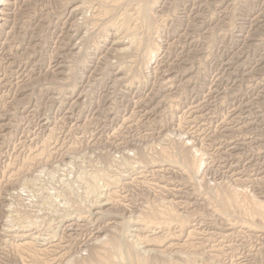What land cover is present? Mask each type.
I'll return each mask as SVG.
<instances>
[{"label":"rangeland","instance_id":"obj_1","mask_svg":"<svg viewBox=\"0 0 264 264\" xmlns=\"http://www.w3.org/2000/svg\"><path fill=\"white\" fill-rule=\"evenodd\" d=\"M106 1L0 4V264H64L74 256L71 262L104 263L95 261L97 251L114 253V263L110 258L107 264H131L125 247L118 253L111 243L95 241L106 236L137 240L141 250L173 243L167 253H176L171 258L178 264H264V230L244 226L240 208L229 215L223 210L225 215L207 200L209 192L234 189L241 201L264 200V0L158 1L150 35L160 49L147 69V44L129 49L127 31L110 26L139 23L135 13L142 0L124 6ZM77 4L81 9L72 13ZM97 12L100 19L93 18ZM126 12L134 17L123 24ZM141 28L137 35L147 36ZM187 156L197 163L196 175L193 164L192 171L183 166ZM113 178L116 185L108 184ZM97 183L104 190L99 198L92 192ZM95 199L101 200L97 209ZM153 218L161 226L140 225L138 234H164L163 247L146 246L147 238L133 233L139 226L134 222ZM183 218L188 226L180 230ZM28 222L23 228L32 229V244L15 246L21 241L17 229ZM155 251L144 255L148 264L172 263Z\"/></svg>","mask_w":264,"mask_h":264},{"label":"bare ground","instance_id":"obj_2","mask_svg":"<svg viewBox=\"0 0 264 264\" xmlns=\"http://www.w3.org/2000/svg\"><path fill=\"white\" fill-rule=\"evenodd\" d=\"M6 1L7 0H0V4H3V3H6ZM10 1V0H9ZM15 1V0H14ZM63 1V0H62ZM68 1V0H67ZM90 1H92V0H90ZM98 1V0H97ZM106 1V0H105ZM129 1L130 0H113L111 3L112 4H115L114 6H116V5H119V4H128L129 3ZM137 1V0H136ZM136 1H134V2H136ZM158 1H160V0H142V3H139V4H137V6H138V8H137V10H136V13H135V15H136V19L138 20V22L139 23H137V24H132L133 25V27H131L130 25H131V23H130V25L129 26H124V25H121V24H119V26H115V24L117 23V22H113L112 24H110V26L113 28V27H115V30H116V32L117 31H120L121 29H123L124 28V30H126L127 31V35H126V37H124L123 38V40L125 39V41L127 40V42L129 43V45H128V47H130L129 49H131V47L132 46H135V49L136 48H138V47H140L141 46V43L142 42H144V45H145V43L147 44L145 47L146 48H144V54H143V52H142V54H143V56H142V58H143V63H144V66L145 65H149V62H151V60L153 59V58H155L156 56H157V53H158V50L160 49V47H159V44H158V42H155L154 40L156 39L155 37V39L152 41L151 40V31H150V28H151V26L150 25H153L152 24V21H151V18H152V15H154V14H152V9H154L157 5V3H158ZM232 1V0H231ZM59 2V1H58ZM70 2V1H69ZM83 2V1H82ZM107 2V1H106ZM17 3V2H16ZM31 3V2H30ZM65 3V2H64ZM68 3V2H67ZM85 3V2H84ZM88 3V2H87ZM91 3V2H90ZM107 3H109V0H108V2ZM133 3V2H132ZM7 4V3H6ZM81 4V3H80ZM92 4V3H91ZM110 4V3H109ZM160 4V3H159ZM14 5H15V3H14ZM18 5V4H17ZM36 5V4H35ZM58 5H59V3H58ZM63 5V4H62ZM82 5V4H81ZM81 5H79V4H77L76 6H73L72 7V10H71V12L72 13H74V12H76L77 10H79V9H81V8H79ZM130 5V4H129ZM136 5V4H135ZM3 6V5H2ZM5 6V5H4ZM11 6V5H10ZM13 6V5H12ZM65 6V5H64ZM63 6V7H64ZM83 6V5H82ZM90 6V5H89ZM101 6V5H100ZM106 6V5H105ZM108 6V5H107ZM122 6H124V5H122ZM131 6H132V4H131ZM7 7V6H6ZM67 7V6H66ZM85 7V6H84ZM119 7V6H118ZM129 7V6H128ZM161 7V6H160ZM4 8V7H3ZM91 8V7H90ZM126 8V7H125ZM182 8V7H181ZM61 9H63V8H61ZM92 9V8H91ZM116 9V8H115ZM127 9V8H126ZM135 9H136V7H135ZM4 10V9H3ZM9 10H11V9H9ZM8 10V11H9ZM109 10V9H108ZM118 10V9H117ZM155 10V9H154ZM12 11V10H11ZM35 11V10H34ZM98 11V10H97ZM104 11H105V9H104ZM116 11V10H115ZM131 11V10H130ZM133 11H135V10H133ZM158 11V10H157ZM1 12H4V11H1ZM19 12V11H18ZM17 12V13H18ZM80 12V11H79ZM82 12V11H81ZM96 12V11H95ZM107 12V11H106ZM117 12V11H116ZM6 13V12H5ZM70 13V12H69ZM78 13V12H77ZM93 13V12H92ZM130 12H126V13H124L123 14V24L125 23V22H127L132 16L129 14ZM132 13V12H131ZM3 14V13H2ZM133 14V13H132ZM5 15V14H4ZM15 15V14H14ZM16 15H18V14H16ZM45 15V14H44ZM49 15V14H48ZM47 14H46V16H48ZM111 15V14H110ZM158 15V14H157ZM165 15V14H164ZM173 15V14H172ZM33 16V15H32ZM99 16H101V13L100 12H97V14H96V16H94L93 17V14H92V17L93 18H95V19H100L99 18ZM108 16V15H107ZM6 17V16H5ZM19 17V16H18ZM45 17V16H44ZM43 17V18H44ZM79 17H82L81 15L79 16ZM86 18H87V16H85ZM122 17V16H121ZM134 17V16H133ZM48 18V17H47ZM92 18V19H93ZM110 18H112V17H110ZM115 18H116V16H115ZM4 19V18H3ZM70 19V18H69ZM81 19H83V17L81 18ZM89 19V18H88ZM103 19V18H102ZM119 19V18H118ZM133 19V18H132ZM159 19V18H158ZM157 19V20H158ZM39 20V19H38ZM74 20H76V19H74ZM79 20V19H78ZM85 20V19H84ZM83 20V21H84ZM94 20V19H93ZM111 20V19H110ZM109 20V21H110ZM122 20V19H121ZM42 21V20H41ZM87 21V20H86ZM95 21V20H94ZM93 21V22H94ZM115 21V20H114ZM132 21V20H131ZM2 22V21H1ZM18 22V21H17ZM16 22V23H17ZM35 22V21H34ZM75 22H78L77 20L75 21ZM79 22H80V20H79ZM3 23V22H2ZM6 23H8V22H6ZM22 23V22H21ZM23 23H24V21H23ZM102 23V22H101ZM106 23V22H105ZM133 23V22H132ZM5 24V23H4ZM37 24H40V23H37ZM79 24V23H78ZM80 24H83V22H81ZM79 24V25H80ZM86 24V23H85ZM129 24V23H128ZM155 24V23H154ZM0 25H1V23H0ZM23 25V24H22ZM41 25V24H40ZM91 26L93 25V24H90ZM126 25V24H125ZM217 25V24H216ZM6 26V25H5ZM26 26V25H25ZM78 26V25H77ZM98 26V25H97ZM123 26V27H122ZM144 27V28H146V31H147V36L145 35H142V36H138V35H140V34H138L137 35V33H140L139 31L137 32V28H141V27ZM212 26H214V25H212ZM198 27V26H197ZM61 28H63V27H61ZM77 28V27H76ZM144 28H141V29H144ZM159 28V27H158ZM157 28V29H158ZM13 29V28H12ZM79 29V28H78ZM103 29V28H102ZM155 29V28H154ZM72 30H73V28H72ZM80 30V29H79ZM85 30V29H84ZM159 30V29H158ZM19 31V30H18ZM86 31V30H85ZM84 31V33L86 34V32H88V31H86L85 32ZM114 31V30H113ZM122 31V30H121ZM125 31V32H126ZM143 31V30H142ZM150 31V32H149ZM112 32V31H111ZM145 32V31H144ZM153 32V31H152ZM6 33V32H5ZM105 33V32H104ZM103 33V34H104ZM107 33V32H106ZM114 33V32H113ZM120 33V32H119ZM158 33V32H157ZM18 34V33H17ZM141 34H144V33H141ZM68 35V34H67ZM82 35V34H81ZM109 35H110V33H109ZM119 35H121V34H119ZM123 35H125V33L123 34ZM156 35V34H155ZM87 36V35H86ZM104 36V35H103ZM1 37V36H0ZM69 37V36H68ZM106 37V36H105ZM108 37H111V36H108ZM113 37V36H112ZM121 37V36H120ZM129 37V38H128ZM7 38V37H6ZM70 38V37H69ZM84 38H85V36H84ZM118 38V37H117ZM128 38V39H127ZM159 38V37H158ZM46 39V38H45ZM66 39V38H65ZM64 39V40H65ZM80 39V38H79ZM81 39H82V37H81ZM80 39V40H81ZM119 39V38H118ZM121 39V38H120ZM107 40V39H106ZM115 40H116V38H115ZM115 40H113V41H115ZM122 40V39H121ZM160 40V39H159ZM79 41V40H78ZM82 41V40H81ZM99 41V40H98ZM97 41V42H98ZM108 41H109V39H108ZM119 41V40H118ZM97 42H96V44H97ZM112 42V41H111ZM122 42V41H121ZM60 43V42H59ZM80 43V42H79ZM101 43V42H100ZM100 43H99V45H100ZM120 43V42H119ZM126 43V42H125ZM124 43V44H125ZM176 43V42H175ZM93 44H95V42L93 43ZM95 44V45H96ZM140 44V46H138ZM174 44V43H173ZM17 45V44H16ZM19 45V44H18ZM98 45V46H99ZM111 45V44H110ZM110 45H109V47H110ZM115 45V44H114ZM117 45V44H116ZM119 45V44H118ZM127 45V44H126ZM81 46V45H80ZM105 46V45H104ZM168 46H170V45H168ZM79 47V46H78ZM100 47V46H99ZM107 47V46H106ZM128 47H125V48H123V49H121L122 51H127L126 49H128ZM80 48H82V47H80ZM98 48V47H97ZM95 49V48H94ZM99 49V48H98ZM109 49V48H108ZM112 49V48H111ZM14 50V49H13ZM77 50H79V48L77 49ZM101 50V49H100ZM107 50V49H106ZM164 50V49H163ZM12 51V50H11ZM81 51V50H80ZM108 51V50H107ZM114 51V50H113ZM113 51H111V52H113ZM120 51V50H119ZM124 51V52H125ZM129 51V50H128ZM139 51H141V49L139 50ZM26 52V51H25ZM97 52H98V50H97ZM100 52V51H99ZM117 52V51H116ZM131 52V51H130ZM134 52H136V51H134ZM161 52V51H160ZM159 52V53H160ZM240 52V51H239ZM81 53V55H82V52H79V54ZM85 53H87V52H85ZM95 53V52H94ZM115 53V52H114ZM114 53H113V55H114ZM122 53V52H121ZM6 54H8V53H6ZM64 54V53H63ZM97 54V53H96ZM106 54H107V52H106ZM124 54V53H123ZM133 54V53H132ZM135 54V53H134ZM137 54V53H136ZM80 55V56H81ZM127 55H128V53H127ZM131 55V54H130ZM138 55V54H137ZM87 56V55H86ZM103 56V55H102ZM132 56H134V55H132ZM70 57V56H69ZM107 57H108V55H107ZM124 57V56H123ZM131 57V56H130ZM138 57V56H137ZM71 58V57H70ZM80 58V57H79ZM87 58V57H86ZM94 58H95V56H94ZM105 58V57H104ZM129 58V57H128ZM133 58V57H132ZM52 59V58H51ZM113 59V58H112ZM119 59H121V58H119ZM140 59V58H139ZM7 60V59H6ZM86 60V59H85ZM130 60V59H129ZM154 60V59H153ZM81 63H80V67H83L84 69H85V67H84V65H85V61L84 60H81L80 61ZM79 63V62H78ZM116 63V62H115ZM36 64V63H35ZM110 64V63H109ZM2 66V65H1ZM78 66V65H77ZM76 66V67H77ZM111 66V65H110ZM141 66V65H140ZM143 66V67H144ZM150 66V65H149ZM56 67V66H55ZM71 67V66H70ZM142 67V66H141ZM73 68V67H72ZM121 68V67H120ZM145 68L147 69L148 68V66L146 67L145 66ZM75 68H73V70H74ZM2 70H3V68H2ZM1 70V71H2ZM54 70V69H53ZM71 70V69H70ZM70 71V73L71 72H74V71ZM140 70V69H139ZM122 71V70H121ZM45 72V71H44ZM96 72V71H95ZM55 73V72H54ZM67 73H69V71L67 70ZM69 73V74H70ZM19 74V73H18ZM140 74V73H139ZM89 76V75H88ZM134 76V75H133ZM143 76V75H142ZM122 77V76H121ZM141 77V76H140ZM188 78V77H187ZM66 79H67V76H66ZM134 79V78H133ZM141 79V78H140ZM143 79V78H142ZM145 79V78H144ZM59 81H61V80H59ZM2 82V81H1ZM4 82H6V81H4ZM30 82V81H29ZM61 82H63V80L61 81ZM132 82H133V80H132ZM60 83V82H59ZM130 83V82H129ZM139 83V82H138ZM131 84V83H130ZM127 91V90H126ZM149 101V100H148ZM9 110V109H8ZM129 120H130V118H129ZM13 123V122H12ZM143 125V124H142ZM114 136V135H113ZM179 136V135H178ZM112 137V136H111ZM170 138V137H169ZM159 139V138H158ZM171 139V138H170ZM181 139V138H180ZM49 140V139H48ZM160 143V142H159ZM184 143V142H183ZM179 144V143H178ZM177 144V145H178ZM159 145V144H158ZM174 145V144H173ZM184 145V144H183ZM169 146V145H168ZM59 147V146H58ZM156 148H157V146H155ZM180 147V146H179ZM159 148V147H158ZM193 148V147H192ZM195 149V148H194ZM42 150H43V148H42ZM119 150V149H118ZM162 152V154L163 155H166L167 156V158L169 157V158H171V160H172V156H170V155H168L167 154V152H165L166 150H161ZM122 152V151H121ZM40 153V152H39ZM142 153V152H141ZM67 155V154H66ZM40 156V155H39ZM128 156V155H127ZM138 156V155H137ZM152 156V155H151ZM175 156V155H174ZM186 156V155H185ZM41 157V156H40ZM154 157V156H153ZM194 157V156H193ZM216 157V156H215ZM37 158V157H36ZM64 158V157H63ZM107 158V157H106ZM145 158V157H144ZM160 158V157H159ZM165 158V157H164ZM184 158V157H183ZM151 159V158H150ZM149 159V160H150ZM156 159V158H155ZM166 159V158H165ZM174 159V158H173ZM193 160H194V158H192ZM192 159H190V158H188V156L187 157H185L182 161V163H183V166L184 167H187L188 169H190L191 167H192V164L193 163H195L194 161H193V163H192ZM211 159V158H210ZM145 160H148V159H145ZM157 160V159H156ZM169 160V159H168ZM171 160H169V161H171ZM175 160V159H174ZM173 160V161H174ZM34 161V160H33ZM125 161V160H124ZM143 161V160H142ZM152 161V160H151ZM165 161V160H164ZM173 161H171V162H173ZM200 161V160H199ZM28 162V161H27ZM139 162V161H138ZM150 162V161H149ZM176 163H178L177 161H175ZM205 162V161H204ZM146 163V162H145ZM144 163V164H145ZM152 163V162H151ZM181 163V164H182ZM68 164V163H67ZM180 164V165H181ZM197 164V163H196ZM195 164V165H196ZM27 165V164H26ZM46 165V164H45ZM71 165V164H70ZM194 165V164H193ZM195 165L193 166L194 168H195ZM199 165H201V164H199ZM198 165V166H199ZM126 166V165H125ZM127 166H128V163H127ZM197 166V165H196ZM8 167H9V165H8ZM134 166H132V168H133ZM54 168V167H53ZM74 168V167H73ZM129 168H130V166H129ZM187 168H185V169H187ZM193 168V170L194 171H196L195 172V175L198 173V171H200L199 170V168H198V170H197V168H195L194 169ZM66 169V168H65ZM71 170V169H70ZM83 170V169H82ZM19 171H20V169H19ZM22 171V170H21ZM59 171V170H58ZM190 171H192V168H191V170ZM15 172V171H14ZM90 173V172H89ZM122 174V173H121ZM86 175H87V173H86ZM96 175L97 174H95L94 176V179H97L96 178ZM101 175V174H100ZM194 175V176H195ZM12 176V175H11ZM20 176V175H19ZM52 176V175H51ZM89 176H90V174H89ZM91 176H92V174H91ZM112 176H114V175H112ZM119 176V175H118ZM117 176V177H118ZM129 176V175H128ZM83 177V176H82ZM93 177V176H92ZM116 177V176H115ZM116 177V178H117ZM122 177V176H121ZM86 178V177H85ZM84 177L82 178V179H85ZM89 178V177H88ZM88 178L86 179V180H88ZM99 178V177H98ZM107 178V177H106ZM109 178V177H108ZM192 178H194V177H192ZM13 179V178H12ZM104 179V178H103ZM126 179H128V178H126ZM85 180V181H86ZM109 180V179H108ZM108 180H107V183H108ZM112 181H110L108 184H112V183H117L118 181L115 179V178H113V179H111ZM118 180H120V179H118ZM244 180V179H243ZM25 181V180H24ZM32 181V180H31ZM82 181V180H81ZM84 181V180H83ZM82 181V182H83ZM84 181V182H85ZM89 181V180H88ZM94 180H92V182H93ZM97 181V180H96ZM99 181V180H98ZM196 181V180H195ZM124 182V181H123ZM216 182V181H215ZM91 182L89 181V184H90ZM106 183V184H107ZM119 183H121V181H119ZM195 183V182H194ZM15 184V183H14ZM23 184V183H22ZM26 184V183H25ZM29 184V183H28ZM84 184V183H83ZM87 184V183H86ZM113 184V185H114ZM91 185V184H90ZM95 185V184H94ZM104 185V184H103ZM103 185H102V188H103ZM116 185V184H115ZM198 185V184H197ZM196 185V186H197ZM89 186V185H88ZM92 186V185H91ZM91 186H89L88 188H90ZM106 185H104V187H105ZM109 186V185H108ZM136 186V185H135ZM221 186V185H220ZM225 186V185H224ZM85 187H87V186H85ZM233 187V186H232ZM106 188V187H105ZM217 188V187H216ZM32 189V188H31ZM104 189V188H103ZM195 189V188H194ZM221 189V188H220ZM237 189V188H236ZM35 190V189H34ZM56 190V189H55ZM90 190V189H89ZM209 190V189H208ZM81 191V190H80ZM88 190H85V192H87ZM104 192V190H102L101 189V185H100V183H99V185H98V183H97V186H93L92 187V192H94L95 194H97L96 196H98V198H99V195H100V192ZM194 191V190H193ZM229 191V190H228ZM237 190H233L232 191V193H228V192H225V191H221V192H217L216 194H215V196H214V194L212 193L211 194V192H209L210 194L208 195V197H207V200H208V198H209V200L210 201H213L215 204H218L217 206L220 208V211L222 212L223 210L225 211H227L226 212V214H228V210L229 209H232V212H233V214H234V212H235V208L237 207V208H240V210L242 211H240V213H242V223H243V225L245 224V225H247V226H249L250 228H257L258 226H259V228H261V230H264V200H260L259 198H254V196H253V198L252 197H250L249 195V198L250 199H245L247 196V194H245V196L243 195V197H245L244 199H242V201H241V199H239V197L236 195L237 194V192H236ZM240 191H242V190H240ZM92 192H89V194L91 193L92 194ZM214 192V191H213ZM239 192V191H238ZM247 192V191H246ZM115 193V192H114ZM242 193H243V191H242ZM245 193V192H244ZM243 193V194H244ZM261 193V192H260ZM50 194V193H49ZM107 194V193H106ZM31 195V194H30ZM52 195V194H51ZM50 195V196H51ZM86 195H88V194H86ZM103 195V194H102ZM115 195V194H114ZM137 195V194H136ZM239 195V194H238ZM88 196H90V195H88ZM87 196V197H88ZM95 196V197H96ZM139 196V195H138ZM240 196V195H239ZM252 196V195H251ZM38 197V196H37ZM92 197V196H91ZM94 195H93V200H94ZM109 197V196H108ZM31 198H32V196H31ZM46 198V197H45ZM89 198V197H88ZM97 198V199H98ZM101 198V197H100ZM103 198V200H104V197H102ZM107 198V197H106ZM110 198V197H109ZM125 198V197H124ZM30 199V198H29ZM97 199H95V202L97 201ZM108 199V198H107ZM100 200V199H99ZM99 200L97 201V203L96 204H98L99 203ZM115 200V199H114ZM155 200V199H154ZM247 200H249V201H247ZM101 201V200H100ZM108 201V200H107ZM109 201H111V200H109ZM152 201V200H151ZM91 202V201H90ZM105 202H106V200H105ZM111 202H113V201H111ZM176 202V201H175ZM48 203V202H47ZM93 203H94V201H93ZM115 203H116V200H115ZM173 203V202H172ZM183 203V202H182ZM212 203V202H211ZM95 204V203H94ZM103 204V203H102ZM155 204V203H154ZM161 204V203H160ZM165 204V203H164ZM168 204V203H167ZM166 204V205H167ZM185 204V203H184ZM100 205L101 204H98V205H96V207H94V208H98V207H100ZM162 205V204H161ZM160 205V206H161ZM169 205H170V202H169ZM175 205V204H174ZM207 205V204H206ZM91 206V205H90ZM156 206V205H155ZM158 206V205H157ZM216 205H215V208L217 207ZM241 206V207H240ZM187 207V206H186ZM217 207V208H218ZM6 208V207H5ZM143 208V207H142ZM153 208V207H152ZM152 208H151V210H152ZM163 208V207H162ZM185 208V207H184ZM10 209V208H9ZM58 209V208H57ZM66 209V208H65ZM88 209H89V207H88ZM158 209V208H157ZM161 209V208H160ZM167 209H169V207L167 206V208H166V212H168L167 211ZM171 209V208H170ZM177 209V208H176ZM222 209V210H221ZM234 209V210H233ZM107 210V209H106ZM146 210V209H145ZM148 210V209H147ZM149 210H150V208H149ZM148 210V211H149ZM155 211H156V208L154 209ZM154 210H152V212L151 213H154L153 211ZM159 210V209H158ZM164 212H165V210H164V208L162 209ZM216 210H218V209H216ZM216 210H214V211H216ZM99 211V210H98ZM104 211V210H103ZM108 211V210H107ZM144 211V210H143ZM162 211V212H163ZM170 211H173V207H172V209L170 210ZM174 211H175V209H174ZM173 211V212H174ZM224 211H223V213H224ZM237 211H238V209H237ZM236 211V212H237ZM160 212V210L158 211V213ZM162 212L159 214V217L161 216V218H162ZM163 212V213H164ZM229 212H231V211H229ZM231 212V213H232ZM142 213H144V212H142ZM150 212H149V214H151ZM175 213V212H174ZM189 212H187V214H188ZM218 213H219V211H218ZM16 214V213H15ZM145 214V213H144ZM147 214V213H146ZM170 214H172V213H170ZM176 214V213H175ZM222 214V213H221ZM225 214V213H224ZM225 214V215H226ZM237 214H238V212H237ZM98 215V214H97ZM152 215V214H151ZM158 216L157 215V212H156V214H154L153 215V217L154 216ZM165 215V213L163 214V216ZM167 215H169V213L167 214ZM191 215V214H190ZM223 215V214H222ZM229 215V214H228ZM84 216V215H83ZM89 216V215H88ZM147 216V215H146ZM177 216H178V214H177ZM180 216V215H179ZM240 216V215H239ZM66 217V216H65ZM78 217V216H77ZM148 217V219H150L149 218V216H147ZM146 217V218H147ZM165 217V216H164ZM163 217V218H164ZM170 217V216H169ZM229 217V216H228ZM12 218V217H11ZM45 218V217H44ZM62 218V217H61ZM64 218V217H63ZM132 218V217H131ZM143 218H145V215L142 217V219ZM158 218V217H157ZM172 218H173V215H172ZM174 218H176L177 219V217L175 216ZM21 218H19V220H20ZM65 219V218H64ZM130 219V218H129ZM160 219V218H159ZM167 219V218H166ZM256 219H258L259 221H257ZM25 220V219H24ZM23 219H22V222L24 221ZM59 220V219H58ZM85 220V219H84ZM127 220V219H126ZM139 220V219H138ZM141 220V219H140ZM147 220V219H146ZM153 220V222H154V218L152 219ZM152 220H150L151 221V223L150 222H143V221H139V222H134L133 224H138L139 226L137 227V228H134L133 230L134 231H136V232H133L135 235H137L138 234V232L141 230V226L140 225H142V228L144 229L145 227H153V228H157V227H160L161 225H159L160 224V222H162V221H158V220H156V221H158L159 222V224H158V222H154L153 224H152ZM161 220H163V219H161ZM165 220V219H164ZM178 220V219H177ZM183 221H182V223L180 224V226H181V229L180 230H182L185 226H188L187 225V221L186 220H184V218L182 219ZM229 220H231V219H229ZM228 220V221H229ZM28 221H30V220H28ZM38 221V220H37ZM60 221V220H59ZM89 222V221H88ZM124 222V221H123ZM127 222V221H126ZM30 222H28V224H25L26 226H22V228H20V229H17L18 231H16V235H14V236H17L16 238H18V240L20 241H23V242H18V243H20V244H15V246L17 245V246H19L20 247V245H22V247L24 246L23 244H27V245H31L32 244V240L34 239V235H33V233H31V231H32V229H24V228H26V227H29L30 225H32V224H29ZM87 223V222H86ZM121 223V222H120ZM132 223V222H131ZM235 223V222H234ZM124 224V223H123ZM162 224V223H161ZM164 224H165V222L162 224V226L164 227ZM168 224V223H167ZM228 224H229V222H228ZM231 224H233V223H231L230 222V225ZM237 224V223H236ZM22 225H23V223H22ZM86 225V224H85ZM106 225V224H105ZM117 225V224H116ZM125 225V224H124ZM132 225V224H131ZM229 225V226H230ZM234 225V224H233ZM232 225V226H233ZM238 225V224H237ZM244 225V226H245ZM68 226V225H67ZM115 226V225H114ZM118 226V225H117ZM116 226V227H117ZM122 226V225H121ZM232 226H231V228H232ZM255 226V227H254ZM24 227V228H23ZM119 227V226H118ZM118 227H117V229H118ZM134 227H136V226H134ZM241 227V226H240ZM114 228V227H113ZM180 228V227H179ZM187 228V227H186ZM111 229H112V227H111ZM110 229V230H111ZM142 229V230H143ZM148 229H152V228H148ZM168 229V228H167ZM113 230V229H112ZM115 230V229H114ZM142 230H141V232H142ZM115 231H117V230H115ZM169 231V230H168ZM211 231V230H210ZM4 232V231H3ZM115 233V232H114ZM119 233V232H118ZM187 233H193L192 232V230L190 231H188ZM197 233V232H196ZM54 234V233H53ZM53 234H50V235H53ZM49 235V236H50ZM132 235V234H131ZM134 235V236H135ZM176 235V234H175ZM189 235V234H188ZM133 236V235H132ZM141 240H143V239H146L147 238V241L145 242L147 245L146 246H149V245H153L154 247H155V245L157 246V247H159V246H164V245H162L161 243L163 242V244H165L164 243V241H163V239L161 238V237H164L165 235L163 234V236L161 235V236H155L154 235V237H146V236H143L142 237V235L140 236L139 234L137 235ZM148 236V235H147ZM171 236V235H170ZM190 236V235H189ZM188 236V237H189ZM192 236V235H191ZM202 236V235H201ZM250 236V235H249ZM47 237H48V235H47ZM46 237V238H47ZM96 237V236H95ZM110 236H106L105 238H103L102 240H98V238H96L95 239V241L97 240L98 241V243H99V241H100V243L102 244H105L106 242H108V243H111V245L113 246V248H115L116 249V251L117 250H119L121 247H125V249L127 250V254H128V257L130 258L129 260L131 261V264L133 263V264H148L147 263V261H146V257L148 256H144L145 254H149V253H152L153 251H155V249L153 248H151V249H149V248H147V249H140L139 247H138V245L141 243H139V244H137L138 242H136V241H134V240H132V241H130V239L129 238H127V239H129V240H127V239H118L117 238V236L115 237V236H112L111 238H109ZM137 237V239H139ZM156 237V238H155ZM168 236H166V238H167ZM37 238V237H36ZM106 238H108V239H106ZM171 238V237H170ZM177 238V237H176ZM27 239H28V241H27ZM179 239V238H178ZM140 240V241H141ZM168 240H170L169 239V237H168ZM17 241V240H16ZM15 241V242H16ZM27 241V242H26ZM145 241V240H144ZM172 241V240H171ZM179 241V240H178ZM241 241V240H240ZM148 242V243H147ZM188 242V241H187ZM144 243V242H143ZM97 244V243H96ZM181 244V243H180ZM100 245V244H99ZM172 245H174L173 243H168L166 246H164L162 249H160L159 250V248H156V253H155V255L157 256H162L161 258H163L164 257V259L166 258L167 260H172V256H173V254H176V253H174L173 251V254H170V252H169V254L167 253V251H170L171 250V247H172ZM178 245H179V243H178ZM185 245V244H184ZM187 245V244H186ZM185 245V246H186ZM34 246V245H33ZM32 246V247H33ZM65 246V245H64ZM189 246V245H188ZM194 246V245H193ZM18 247V248H19ZM24 247H26V246H24ZM103 247H104V245H103ZM182 247V246H181ZM187 247V246H186ZM197 247V246H196ZM258 247V246H257ZM21 248V247H20ZM95 248V247H94ZM110 248V247H109ZM108 248V249H109ZM195 248V247H194ZM46 249V248H45ZM106 249H107V247H106ZM122 249V248H121ZM120 249V250H121ZM124 249V248H123ZM44 250V249H43ZM93 250V249H92ZM97 250V249H96ZM95 250V251H96ZM166 250V251H165ZM220 250V249H219ZM21 251H23V250H21ZM86 251V250H85ZM90 251V250H89ZM100 251V250H99ZM104 251H106V250H104ZM115 251V250H114ZM122 251V250H121ZM124 251V250H123ZM94 252V251H93ZM108 252V251H107ZM107 252H103L102 251V253H104V254H101L100 252H95V253H93V256H96V260L95 261H98V259H99V261L98 262H100V261H103L104 259H110V258H112V263H114V260L113 259H115V258H113L114 256V253L113 254H110V253H107ZM118 253H119V251H117ZM176 252V251H175ZM180 252H182V251H180ZM180 252L178 251L177 252V256H179V254H180ZM17 253V252H16ZM86 253V252H85ZM97 253V254H96ZM101 255H100V254ZM106 253V254H105ZM122 252H120V254H121ZM154 253V252H153ZM193 253H195V252H193ZM27 254V253H26ZM89 254V253H88ZM91 254H92V252H91ZM96 254V255H95ZM120 254H118V255H120ZM123 254V253H122ZM143 254V255H142ZM182 254V253H181ZM180 254V255H181ZM184 254V253H183ZM211 254V253H210ZM256 254V253H255ZM254 254V255H255ZM81 255V254H80ZM87 255V254H86ZM117 255V256H118ZM125 255V254H124ZM209 255V254H208ZM212 255V254H211ZM216 255V254H215ZM35 256V255H34ZM70 256V255H69ZM77 256V255H76ZM82 256V255H81ZM81 256H80V258H81ZM126 256V255H125ZM175 256V255H174ZM184 256H187V257H189L188 259H190L191 258V260L193 259V258H195L196 260H197V256H195L194 254L193 255H191L190 253H186ZM218 256V255H217ZM24 257V256H23ZM71 257V256H70ZM87 257V256H86ZM115 257H116V255H115ZM119 257V256H118ZM120 257H122V255L120 256ZM128 257L126 258V259H128ZM200 257V256H199ZM213 257V256H212ZM22 258V257H21ZM77 258H78V256H77ZM79 258V259H80ZM88 258V257H87ZM98 258V259H97ZM117 258V257H116ZM155 258V257H154ZM186 258V257H185ZM205 258V257H204ZM215 258V257H214ZM35 259V258H34ZM75 259V256H74V258L73 259H70V260H68L67 262H65L64 264H87V262L89 261V259H86V260H88L87 262H85L86 260H85V258H81L80 260H76V261H74V262H71L72 260H74ZM120 259V258H119ZM122 259V258H121ZM148 260H149V257L147 258ZM151 259H153V258H151ZM150 259V260H151ZM219 259V258H218ZM20 260V259H19ZM24 260V259H23ZM91 260H93V258L91 259ZM106 260H105V262H106ZM157 259H155V261H156ZM180 260H182V258L180 259ZM194 260V259H193ZM195 260V261H196ZM210 260V259H209ZM212 260V259H211ZM22 261V260H21ZM46 261V260H45ZM108 261H110V260H108ZM108 261L106 262V264L108 263ZM117 261V260H116ZM130 261H128V262H130ZM153 261V260H152ZM151 261V262H152ZM154 261V262H155ZM186 261H188L187 259H186ZM219 261V260H218ZM28 262V261H27ZM47 262V261H46ZM55 262V261H54ZM85 262V263H84ZM98 262H96V263H98ZM104 262V263H105ZM150 262V263H151ZM169 262V261H168ZM167 262V263H168ZM173 264H178L176 261H171ZM170 262V263H171ZM188 262H190V261H188ZM22 263L23 264H26V262L24 263L23 261H22ZM89 264H91L90 262H88ZM104 263H101V264H104ZM112 263H109V264H112ZM171 263V264H172ZM200 263V262H199ZM219 263V262H218ZM14 264V263H13ZM100 264V263H99ZM130 264V263H129ZM152 264V263H151ZM155 264V263H154ZM156 264H158V263H156ZM169 264V263H168ZM185 264H187V262L185 263ZM190 264V263H189ZM208 264V263H207ZM232 264H234V263H232Z\"/></svg>","mask_w":264,"mask_h":264}]
</instances>
